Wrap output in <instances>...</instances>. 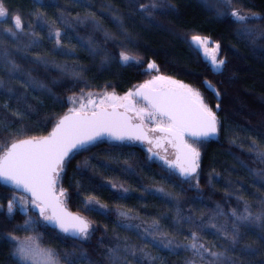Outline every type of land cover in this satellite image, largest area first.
Masks as SVG:
<instances>
[{
	"label": "trees",
	"instance_id": "obj_1",
	"mask_svg": "<svg viewBox=\"0 0 264 264\" xmlns=\"http://www.w3.org/2000/svg\"><path fill=\"white\" fill-rule=\"evenodd\" d=\"M149 0H6L11 9L19 13L25 25L24 33L13 40L6 37L4 30L11 27V20H0V52L5 49L10 58L19 65L20 78H12L0 63V117L11 122L13 128H27L33 134L46 135L51 130L53 118L67 111V98L74 93L79 94L83 88L88 91L105 89L123 94L151 75L147 73V64L151 61L159 66V73L185 82L203 92L208 103L215 108L217 102L220 109L217 115L221 120V131L217 141H213L205 151L201 164L199 190L188 187L179 178L169 176L156 164L149 163L143 150L135 146L114 148L104 142L90 151L76 156L68 166L63 180L67 190V205L86 216L94 225L95 233L87 242L65 238L55 230L49 229L40 220L38 234L42 246L58 252L60 263L69 264L79 255V249L86 250L93 260L109 264L103 255L114 242L125 238L136 247H143L136 235L158 220L162 229L174 236L181 244L185 243L188 225L182 226V233L174 228L177 207L182 216L192 215L199 222L215 216L219 211L224 216L217 217L218 225L231 224L228 213L242 207L237 194H242L256 210L261 199H264V187L258 178L249 174L248 169H264V164L254 159V153L248 146L255 139L264 144V38L252 40L241 37L240 26L227 15H223L221 0H159L161 5L171 7L158 8L150 18L145 19L138 11L140 3ZM58 6V7H57ZM233 6L244 14L252 13L264 16V0H233ZM63 13L72 21L66 27L57 20L62 33V52L56 54L57 46L47 38L37 25V15L47 20H56ZM93 13L103 31L95 30L91 23H75L77 17L83 18ZM119 16L124 28L130 33V42L120 35L117 22ZM32 28L29 29L28 25ZM250 27L264 30V21H256ZM37 32L40 39L37 48H25L32 37L30 32ZM105 32L119 37L112 41L105 39ZM199 34L220 44V55L225 60L221 72H215L209 63L202 59L200 50L190 43L191 36ZM27 40V41H26ZM93 41L98 47L97 55H92L81 41ZM26 41V42H25ZM123 41L128 54L138 63L121 65L117 45ZM113 59L103 64L104 55ZM47 59L49 63H34L37 56ZM77 73L81 74L79 79ZM32 79L43 84V89L28 87L24 80ZM219 92L217 98L207 84ZM87 85V87H85ZM11 89V91H9ZM8 108H4V103ZM14 111L23 114L24 119L13 116ZM236 143H232L233 137ZM15 137L8 133L0 135V147ZM88 161V164L84 162ZM78 166L80 171H77ZM127 169V171H126ZM215 169V172H212ZM209 173H212L211 177ZM211 180V182H209ZM115 183L127 188L123 199L117 198L118 188ZM157 188L172 193L175 199L171 203L162 199ZM147 189V191H145ZM15 191L0 184V205H7V200ZM94 195L106 207V214H98L85 208V200ZM119 211H129L133 219L127 220ZM26 217L20 212L9 216L0 212V264H15L12 258V245L7 236L11 232L18 235V228L24 224ZM139 225V228L125 229L121 225ZM197 230V229H193ZM198 231V230H197ZM208 228L200 232L203 240L211 245L224 243ZM242 240L239 247L251 245L256 254L241 256L239 252L231 253L239 257L241 264H264V232L257 226L241 230ZM104 243L101 244L100 241ZM146 251L159 257L156 261H144V264H185L190 252L177 250L176 254L167 249L148 245ZM129 264H136L130 258Z\"/></svg>",
	"mask_w": 264,
	"mask_h": 264
},
{
	"label": "snow or ice",
	"instance_id": "obj_2",
	"mask_svg": "<svg viewBox=\"0 0 264 264\" xmlns=\"http://www.w3.org/2000/svg\"><path fill=\"white\" fill-rule=\"evenodd\" d=\"M75 2L83 3V0H75ZM221 6V14L230 16L240 26L238 34L241 37L250 39L253 43L258 38H264V30L250 27L258 20L264 21V16L256 13L251 15L242 13L233 6V0H221ZM161 7L171 6L161 5L159 0H149L148 3H140L138 11L151 23L153 21L150 18ZM11 12L14 14L10 15L6 0H0V20H11V27L5 29L4 34L15 42L19 34L24 33L25 25L21 15L16 13L15 9H11ZM114 19L120 35L125 41L130 42V33L124 28L123 21L119 16H115ZM57 20L66 27H71L73 23L63 13L52 21L41 14L37 15L36 26L46 32L47 38L55 43L56 54L67 55L68 53L62 52L61 39L62 35L66 34L62 33L57 26ZM85 22L91 23L95 30L103 31L102 25L96 21L93 13L83 18L77 17L75 21V23ZM28 27L31 29L32 25L29 24ZM30 36L32 39L25 48L39 47L40 39L43 37L36 39L35 30L30 32ZM105 39L117 41L119 37L105 32ZM81 43L92 55L98 54L99 49L93 41L89 40L87 43L81 41ZM190 43L197 50H202L205 56L210 55L215 72L223 70L225 60L218 58L219 43L213 44L209 38L199 34H193ZM117 46L121 49L117 54L121 65L138 63L128 54L127 46L123 41ZM103 55V64H109L113 57L106 53ZM261 55H264V50H261ZM33 62L44 65L49 63L47 59L39 55ZM0 63L12 78H20L19 65L10 58L6 49L0 52ZM152 73L157 74L152 75ZM158 73L159 66L155 61L149 62L146 74L152 75V78L128 89L122 95L118 94L115 88L110 91L105 89L100 93L92 91L85 93L82 88L79 94L74 93L67 98L70 107L64 114L53 118L51 130L46 135L33 134L27 128H13L11 122L0 117V135L8 133L15 137L0 147V182L24 194L8 198L7 213L12 216L18 207L27 219L17 231L35 233L25 235L22 239L11 232L8 234L7 240L12 245L11 255L15 264H60L58 252L42 246L36 221L29 215V206L36 210L46 225H52L60 233L81 242H87L92 238L96 231L92 222L85 216L67 210L68 193L62 186V182L71 161L101 142L107 141L114 148L131 146L135 143L146 144L149 159L155 157L163 161L169 176H176L194 188H199L201 146L211 138L218 137L221 131V120L217 115L220 104L216 103V111H214L195 87ZM75 75L77 79L81 77L80 73ZM23 83L34 90L36 87L41 89L45 87L32 79L24 80ZM0 87H4L3 82H0ZM207 87L212 89L210 84H207ZM212 91L219 98V92L215 89ZM3 107L7 109L8 104L5 102ZM12 115L21 120L24 119L19 111H14ZM231 142H237L235 136ZM169 147L174 152V157L171 159L167 155ZM248 150L254 153V159L258 163L264 164V144L253 139ZM161 151L165 154L161 155ZM84 163L88 164V161ZM77 171H80L79 166ZM248 171L254 178H258L260 186L264 187V169L249 168ZM212 172H215V169H212ZM209 175L211 177L212 173ZM111 187L121 189L117 193L118 199H123L128 191L123 185L118 186L115 183ZM156 193L169 203H171L169 198H176L163 188H157ZM236 199L238 202L242 201V207L234 208L227 214L231 220L230 225H218L217 217L225 215L224 212L219 211V205H217L218 211L215 216L199 222L192 215H180L177 207L174 228L182 233V226L188 225L189 231L184 236L185 243L181 244L174 236L162 229L158 220H154L150 227L136 233L143 247L138 248L130 244L126 238L123 241L117 239L103 255L109 264H129L130 258L136 259V264H144L145 260L160 259L146 251L148 245H152L158 249H167L173 254L181 249L184 252H190L191 256L186 259L185 264H241L239 257L231 253L239 252L241 256L256 254L251 245L239 247L243 238L241 230L257 226L261 232H264V199L260 200L256 210L242 194H237ZM84 206L89 211L106 214L102 211L106 206L101 204L94 195L86 197ZM118 215L127 220L133 219L129 211H119ZM121 227L130 229L139 228V225L125 224ZM209 227L215 229L213 235L222 239L224 243L209 245L203 240L199 233L207 232ZM194 228L198 231L193 230ZM261 240L264 241V235L261 236ZM100 243L103 244L104 241L101 240ZM69 264H102V262L93 260L89 253L81 248L79 255L74 261H69Z\"/></svg>",
	"mask_w": 264,
	"mask_h": 264
},
{
	"label": "rangeland",
	"instance_id": "obj_3",
	"mask_svg": "<svg viewBox=\"0 0 264 264\" xmlns=\"http://www.w3.org/2000/svg\"><path fill=\"white\" fill-rule=\"evenodd\" d=\"M248 15V14H247ZM209 40L213 43V44H215L216 42H214L213 40H211L210 38H209ZM27 41V40H26ZM25 41V42H26ZM211 47V46H210ZM200 54H201V57H202V59L203 60H205L207 63H209L210 64V66L212 67V69H213V66H212V64H211V60H210V55L209 56H205L204 55V53H203V51L202 50H200ZM218 58L219 59H222L221 58V55H220V50H219V54H218ZM155 74H157V73H152V75H155ZM158 74H160V73H158ZM152 75L148 78V79H151L152 78ZM162 75V74H161ZM165 76V75H164ZM167 77H170V76H167ZM170 78H172V79H175V78H173V77H170ZM147 79V80H148ZM175 80H177V79H175ZM183 83H185V82H183ZM185 84H187V83H185ZM189 85V84H188ZM138 86V85H137ZM197 89V88H196ZM212 89H214V87H212ZM198 90V89H197ZM104 91V90H103ZM110 91V90H109ZM92 92H95V93H100V92H102V91H92ZM201 92V91H200ZM85 93H87V92H85ZM119 94V93H118ZM201 94L203 95V97H204V99H205V102L206 103H208V101L206 100V98H205V96H204V94H203V92H201ZM122 95V94H121ZM209 104V103H208ZM209 106H211L210 104H209ZM70 107V105H68V108ZM212 107V106H211ZM68 108H67V110H68ZM213 108V107H212ZM213 110L214 111H216V108H213ZM67 112V111H66ZM210 142L208 141V142H206L204 145H202L201 146V152H202V156H201V164H202V160H203V157H204V154H205V151L208 149V147L210 146ZM143 152H144V150H143ZM144 154H145V157H146V159H147V154L144 152ZM148 160V159H147ZM199 176H200V179H201V169H200V173H199ZM174 177H176V176H174ZM187 185H188V187H190V188H192V189H196V188H194L192 185H190L189 183H186ZM62 186H63V182H62ZM199 188H200V184H199ZM199 188L198 189H196V190H199ZM13 195H16V196H19V195H22V194H19V193H17V192H15ZM67 198H68V196H67ZM66 204H67V201H66ZM67 206H69V205H67ZM0 212H6L7 213V207L5 206H3V207H0ZM15 212H20V213H22L21 211H20V209L17 207L15 210H14V213ZM14 213H13V215H14ZM8 214V213H7ZM23 214V213H22ZM12 215V216H13ZM29 215L32 217V219L33 220H35L36 221V228H37V233H38V224L40 223V217L36 214V213H33L32 212V208H31V206H29ZM26 219H27V217H26ZM42 221V220H41ZM23 226V224L20 226V227H22ZM32 234H35V233H24V232H20L19 231V233H18V235H16V236H18L19 238H24V236L25 235H32ZM61 264V263H60Z\"/></svg>",
	"mask_w": 264,
	"mask_h": 264
},
{
	"label": "flooded vegetation",
	"instance_id": "obj_4",
	"mask_svg": "<svg viewBox=\"0 0 264 264\" xmlns=\"http://www.w3.org/2000/svg\"><path fill=\"white\" fill-rule=\"evenodd\" d=\"M136 87V86H135ZM134 88V87H133ZM209 142L210 143H212L213 141L212 140H209ZM131 146H135V147H139V148H141L142 150H144V152L147 154V159H148V161H149V163H152V164H156L160 169H162L163 171H165V172H167L168 173V171L166 170V167L164 166V164H163V161H161V160H159V159H157V158H152V159H149V153L147 152V147H148V145H146V144H144L143 146H139V145H137V144H133V145H131ZM165 153L163 152V151H161V155H164ZM167 155H168V157H169V159H171V158H173L174 157V152H173V150L169 147V151H168V153H167ZM178 178V177H177ZM180 179V178H179ZM181 180V179H180ZM182 181V180H181ZM182 182H184V181H182ZM185 184H186V182H184Z\"/></svg>",
	"mask_w": 264,
	"mask_h": 264
},
{
	"label": "water",
	"instance_id": "obj_5",
	"mask_svg": "<svg viewBox=\"0 0 264 264\" xmlns=\"http://www.w3.org/2000/svg\"><path fill=\"white\" fill-rule=\"evenodd\" d=\"M219 135H220V133H219ZM219 135H218V137H216V138H211L210 140H212V141H217L218 140V138H219ZM104 142H107V141H104ZM104 142H101V143H104ZM107 143H109V142H107ZM100 144V143H99ZM135 144H137V145H139V146H143L144 144H140V143H135ZM147 150V149H146ZM0 184L3 186V187H5V188H11L10 186H7V185H4L2 182H0ZM12 189V188H11ZM16 192V191H15ZM17 193H19V192H17ZM19 194H22V195H24L23 193H19ZM66 207H67V210L69 211V212H72V213H74V214H79V215H82V216H84L83 214H81V213H78V212H75V211H73L69 206H67V204H66ZM32 212L33 213H36L37 214V212H36V210L35 209H32ZM38 215V214H37ZM86 217V216H85ZM87 218V217H86ZM41 219V218H40ZM88 219V218H87ZM93 224V223H92ZM49 229H51V230H55L57 233H59L60 235H62V236H64L65 238H69V239H72V240H77V239H75V238H73V237H70V236H67L66 234H64V233H60L59 232V230L58 229H56V228H54L52 225H46ZM93 227H94V229H95V225L93 224Z\"/></svg>",
	"mask_w": 264,
	"mask_h": 264
}]
</instances>
